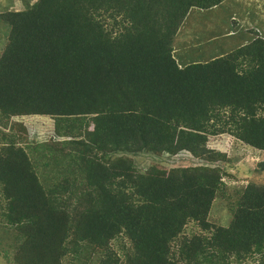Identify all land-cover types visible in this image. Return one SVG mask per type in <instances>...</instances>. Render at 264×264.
<instances>
[{
  "label": "trees",
  "instance_id": "16d2710c",
  "mask_svg": "<svg viewBox=\"0 0 264 264\" xmlns=\"http://www.w3.org/2000/svg\"><path fill=\"white\" fill-rule=\"evenodd\" d=\"M223 1L3 9L0 264H243L264 251V159L247 183V151L217 146L225 134L264 152V38L206 62L174 55L191 11ZM40 116L55 121L44 140ZM183 152L205 163L163 164ZM223 175L243 182L226 227L209 221Z\"/></svg>",
  "mask_w": 264,
  "mask_h": 264
},
{
  "label": "rangeland",
  "instance_id": "374dc122",
  "mask_svg": "<svg viewBox=\"0 0 264 264\" xmlns=\"http://www.w3.org/2000/svg\"><path fill=\"white\" fill-rule=\"evenodd\" d=\"M36 0H0V13L7 7V9H24L25 5L30 3L33 4ZM230 0H225L223 4H220L212 9L208 10H202L198 9L197 11H193L190 13V15L185 19L183 25L180 26V31H178V34L175 36L174 40V55L178 59V62L181 63V65L191 63V62H206L210 61L214 58L223 56L227 52L239 47L241 44V39L245 37V28H241L243 25L250 26V24H245L244 22L239 23L236 26H233L232 24V14L230 12ZM242 1V0H241ZM260 7V5H258ZM237 8H240V5L237 4ZM199 13V16L196 14ZM246 21H250L247 19ZM5 25V27H4ZM6 28V29H5ZM9 25L3 24L0 22V39H4V42L6 41V30L9 31ZM195 29V30H194ZM233 34V35H231ZM244 41V40H242ZM3 43V42H2ZM36 123L34 127V135L37 136L39 140H44L48 134L47 128H45L47 125H54L55 121L54 118L50 117H43L40 116L38 118L33 119ZM34 121L31 120L33 123ZM224 137L219 142L217 146L218 149L221 151L228 150L230 144H235L234 150H230V154H233L235 150H246L248 152V155H252V158H255V161L257 163V160H261L264 157V152L257 150L256 148H246L240 141L235 140L234 138H231L227 135H223ZM65 136H62L61 139H64ZM140 159H144V157H140ZM152 160H145L142 161L143 164L149 165ZM235 161H233L234 163ZM200 163L197 160L192 159L187 153L184 155L180 154L177 157L173 156L170 159H166L163 164L165 165H172L174 166H181V165H193V164ZM213 164H219L223 165V163H213ZM52 167V164L49 165L48 169ZM240 167V166H239ZM244 167L245 171L252 172V166L248 163H245L242 165ZM161 168H167L161 166ZM170 169V168H168ZM238 175V172H237ZM261 176L260 181L264 182V175L263 173L258 174ZM251 179V178H250ZM224 181H226V185L228 187V190L225 192L219 191L217 198L214 202L213 209L209 215L210 221L223 226H228L231 221L230 216V209H229V203L233 201V197L230 196L229 193H232L234 188L237 186H241V183L238 181H233L232 179L227 178L224 176ZM235 197V194H234ZM1 225V224H0ZM197 231L199 228L196 227L194 222H190L184 229V231ZM126 241V240H125ZM119 244H112V247H116V250L119 251V253L124 254L126 249L123 245H128V241L126 243ZM124 243V244H123ZM72 255V254H71ZM70 255V256H71ZM101 253L93 254V258L96 259L97 256H100ZM125 255V254H124ZM123 255V256H124ZM260 259H264V251L262 253L254 254L253 259H245V262L243 264H257ZM71 260V257L68 256V259L65 261V264H74ZM189 262L188 260H185L182 262V264H187Z\"/></svg>",
  "mask_w": 264,
  "mask_h": 264
},
{
  "label": "clouds",
  "instance_id": "9594fccd",
  "mask_svg": "<svg viewBox=\"0 0 264 264\" xmlns=\"http://www.w3.org/2000/svg\"><path fill=\"white\" fill-rule=\"evenodd\" d=\"M223 3H224V1H223ZM222 3V4H223ZM216 7V6H215ZM214 8V7H213ZM232 8V7H231ZM212 9V8H211ZM195 10V9H194ZM198 9L196 8V11H197ZM231 10V9H230ZM191 12H193V11H191ZM234 12H238L237 10H234ZM232 19H235L236 21H237V24L236 25H238V21H239V16H234L233 15V17H232ZM184 23V22H183ZM183 23H182V25H183ZM234 25V24H233ZM243 28H245V33H246V35H245V37L244 38H242L241 39V44L239 45V46H241V45H243V44H246V43H249V42H251V41H253L254 39H257L258 37H262V38H264V27H263V25L262 24H258V25H252V24H250V26H247V25H243ZM180 31V30H179ZM178 34V33H177ZM232 35V34H231ZM242 40H244V41H242ZM174 50H175V48H174ZM230 52V51H229ZM228 53V52H227ZM178 60V59H177ZM249 148H252L251 146H249ZM253 148H255V147H253ZM257 149V148H256ZM257 150H259V149H257ZM259 151H261L262 152V150H259ZM185 153H187V152H183V153H180V154H182V155H184ZM248 153V152H247ZM180 154H178V155H180ZM228 155L230 154V153H227ZM177 155V156H178ZM252 155H248L247 154V157H246V161H248L249 163H250V165L252 166V169H253V171L252 172H248V171H245V177H246V179H245V181L248 183V181L250 180V178L253 176V174H254V169H255V167H256V165H257V163L259 162V161H261V160H263L264 159V157L260 160H257V163H256V161H255V158H252L251 157ZM192 159H194V160H197V161H199L200 163H197V164H193V163H189V164H193V165H184V166H197V165H202V164H204L205 163V160L204 159H202V158H200V157H191ZM240 163H242V162H240ZM213 165H219V164H213ZM168 166V165H167ZM219 166H221V165H219ZM165 167V166H164ZM170 167H177V166H174V164H172V165H170ZM168 168V167H167ZM263 175H264V173H263ZM224 176H226L227 178H228V176L227 175H223V180H224ZM225 183H226V181H225ZM226 185V184H225ZM235 197H237V196H235ZM234 197V198H235ZM231 218V217H230ZM209 221H210V217H209ZM231 222V221H230ZM230 224V223H229ZM221 225H224V224H221ZM229 226V225H228ZM224 227H226V226H224Z\"/></svg>",
  "mask_w": 264,
  "mask_h": 264
},
{
  "label": "crops",
  "instance_id": "0c3cea01",
  "mask_svg": "<svg viewBox=\"0 0 264 264\" xmlns=\"http://www.w3.org/2000/svg\"><path fill=\"white\" fill-rule=\"evenodd\" d=\"M229 4L232 7L230 9H232L234 16H239L238 24L241 22L252 25L262 24L264 27V0H230ZM237 4L240 5L239 9L237 8ZM234 10L238 12H234ZM247 19L250 21H246Z\"/></svg>",
  "mask_w": 264,
  "mask_h": 264
},
{
  "label": "bare ground",
  "instance_id": "6f19581e",
  "mask_svg": "<svg viewBox=\"0 0 264 264\" xmlns=\"http://www.w3.org/2000/svg\"><path fill=\"white\" fill-rule=\"evenodd\" d=\"M195 30V29H194Z\"/></svg>",
  "mask_w": 264,
  "mask_h": 264
}]
</instances>
